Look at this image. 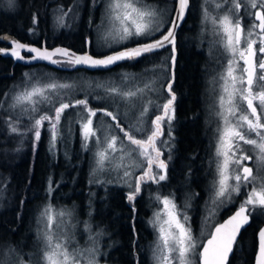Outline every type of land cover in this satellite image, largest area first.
<instances>
[{
  "label": "snow or ice",
  "instance_id": "obj_1",
  "mask_svg": "<svg viewBox=\"0 0 264 264\" xmlns=\"http://www.w3.org/2000/svg\"><path fill=\"white\" fill-rule=\"evenodd\" d=\"M12 2L13 0H8V6H12ZM96 2L97 0H93L94 4ZM78 3L79 0H73V4L69 5L67 10H63L61 6L56 17L60 27L66 26L65 21L70 14L78 15L75 10ZM191 7V0H170V5L163 9L147 3L146 0H106L102 14L104 17L102 23L107 24L103 37L105 46L111 48V44L108 43L110 40L120 44L132 41L136 46L123 47L94 57L88 53L78 55L62 47L48 50L28 46L12 38L11 49L0 48V53L10 55L18 61L41 60L53 65L64 64L73 68L76 66L110 68L119 62L139 61L147 54L170 46L171 55L168 59L171 64L160 66L162 69H170L174 67L176 61L177 30L183 26ZM202 8V23H211L213 32L218 37L217 43L227 54V65L219 76L218 106L220 110L217 115L221 119V126L217 128L215 152L217 180L214 182L213 202L218 206H224L243 194L249 186L251 188L234 214L215 226L206 244L200 243L192 235L191 227L187 224L188 217L185 215L183 219L180 218V213L172 199L168 197L161 199L157 196L156 199L164 207L161 211L154 213V219L151 221L157 232L156 247L153 250L155 264H193V256H198L196 264H231L230 255L234 252V245L241 230L255 215H264V175L259 171L254 174L253 168L245 165L244 162L251 161L253 156L243 148V145H250L254 151L258 150L256 160L264 165V0H222V2L217 0L215 9L219 11L215 15H210L207 3L202 5ZM220 12L223 14L220 15ZM245 15L251 18V25L247 29L244 24ZM39 22L38 14H33V27L29 29L30 33H35V26ZM3 39L10 38L5 36ZM141 39L146 42L141 43ZM87 43L90 45L91 41ZM23 52L33 55L25 57ZM240 61L243 62L242 66ZM173 83L174 76L169 75L164 81V87L159 90L167 92L168 98L162 105H155L157 110L162 109V114L151 120L150 130L136 125L125 129L119 123L116 113L107 108H91L87 98L58 100L57 90L71 88L72 85L56 82L44 85L32 84L13 95L10 98L9 108L19 109V113L8 114L5 122L10 133L24 135L30 132L34 150L36 143L41 139V129L47 122L50 151L54 152L61 137V122L66 111L81 109V112L76 115L79 117L77 122L80 124L82 148L85 151L90 150V140L97 138V151L93 154L95 167L91 174L95 177L98 173L109 170L117 172L123 170L120 181L130 189L126 199L132 206V211L135 212V201L142 191V185L158 184L168 178V165L160 158L162 152L158 145L168 143V141L160 140L164 132L163 125L167 123L170 129L175 119L176 94ZM97 87H103V85H97ZM144 87L149 91H156L149 84H145ZM143 91L140 88L135 91H122L114 86L105 87L108 95L114 98L120 97L124 102L132 101L138 93ZM254 101H258V104H254ZM3 103L0 101V104ZM152 103L149 101V104ZM43 104L51 107L42 112L40 106ZM148 112L149 108L146 105L140 112L141 125ZM98 113L110 117L112 121H117L115 127L119 128L124 134V139L135 147L126 146L116 135L101 141L93 122V118L97 117ZM22 117H27L30 125L23 130L20 127ZM134 132H147L146 139L136 138ZM168 135L171 137V131ZM117 153L120 154L119 162L114 163ZM126 157L130 158V163H124ZM130 168H138L142 174L134 177ZM94 182L104 183L101 180ZM111 182V180L108 181V183ZM54 183L49 178L46 189L49 196L55 190ZM71 215V210L56 211L51 204H46L40 211L37 223L44 226L38 231V239L42 247L37 264H98L96 257L99 255V248L95 243L89 249H70L74 236L62 231L61 226L67 223L66 218ZM14 252L15 249L9 248L7 253L0 256V264H6L4 257ZM7 264H26V261L17 256L16 260H11ZM254 264H264V228L258 232V249L255 251Z\"/></svg>",
  "mask_w": 264,
  "mask_h": 264
},
{
  "label": "trees",
  "instance_id": "obj_2",
  "mask_svg": "<svg viewBox=\"0 0 264 264\" xmlns=\"http://www.w3.org/2000/svg\"><path fill=\"white\" fill-rule=\"evenodd\" d=\"M146 2L148 3V0ZM97 3L102 6L100 0H97L95 4L93 0H85V6L83 5L81 10V20L73 23L71 29L69 24L56 29L53 27V16L60 11L61 6L64 10L65 7L72 5L73 0H15L14 6H9L7 9L5 8L8 4H5V0H0V36L7 34L21 42L35 44L38 47H65L77 53H90L96 57L108 54L110 51L103 53L95 50V28L101 19L99 13L101 17L103 14V8L100 5L96 6ZM33 14H38L40 20L35 26L34 34L29 32V29L33 27ZM188 36L192 38L194 34L189 33L185 37L189 38ZM157 38H159L158 34ZM186 38L184 47L181 44L178 45V42L176 47L174 69L177 70L176 87L178 91L176 93L179 121L175 122L173 127L177 137H175L176 142L174 141L170 147L168 178L158 184L161 190L156 189V186H142V191L135 201V212L132 211V206L126 199V194L130 189L122 184L120 179L117 185L113 181L93 184L95 178L91 174V147H89L90 150L85 151L81 146L80 135L77 131L80 127L76 122L79 119L77 115L74 117L78 119L70 123L69 134L58 140L54 152L50 151L49 125L45 122L41 129V139L36 143L34 150L30 132L16 135L8 130L5 121L8 114L14 112L9 108L8 96L16 84H22L24 75L28 76L27 72L34 68H43L59 75L83 73L108 76L118 74L120 78L126 80H130L139 72L146 73L150 82L151 76L157 75V71L162 73L167 69H162L160 66L169 64L167 61L171 55L169 48L147 54L139 61H124L113 68L101 71L81 69L64 72L45 65L23 66L10 59H0V101L4 102L0 104V152H8L4 155L0 153V192L8 189L10 194L15 195L9 208L0 214V250L5 247L16 250L21 244L27 248L34 241L37 242L36 233H38L39 226L37 219L43 207L51 204L56 211L77 207L82 219L90 220L91 217L96 223V229H108L113 233L112 238L118 241L117 246L110 253L113 264H152L150 244L153 242V233L147 223L150 209L154 205L152 194L156 191L161 194H170L168 187L173 184L179 185L180 179L190 181L192 183L189 185L190 188L199 192L201 198L205 190L199 183L205 177V161L202 158L205 155V145L202 124L197 119L201 114L202 90L199 69L203 60L200 51L195 48L197 46L192 41L188 42ZM89 40L90 45L87 43ZM4 45L0 43V47ZM134 46L136 45L132 42L121 48ZM160 84L157 82L153 88L156 87L159 91ZM147 91L149 93V90ZM5 93L8 95L5 96ZM89 106L93 109L106 108L103 104L96 105L90 101ZM43 109H41L42 112ZM76 109L81 112V109ZM71 110L66 111L62 122L66 121L68 111ZM155 112H160V110L154 106L153 113ZM97 116L99 118L101 113ZM150 116L149 114L143 119L142 125L139 122L140 117H137L136 123H127L122 117H118L119 123L125 129L136 125L150 130ZM113 123L116 125L117 121ZM26 126H30L28 118L22 117L20 127L23 130ZM115 129L120 130L117 127ZM134 133L137 135H135L136 138L146 139L147 132ZM70 138L73 139L71 148L68 145L72 141ZM49 178L55 182L53 184L55 190L51 196L46 191ZM258 215L251 219L250 225L241 233L230 257L231 264H253L257 246L256 233L264 223V215L261 217ZM103 247L105 248V245Z\"/></svg>",
  "mask_w": 264,
  "mask_h": 264
},
{
  "label": "rangeland",
  "instance_id": "obj_3",
  "mask_svg": "<svg viewBox=\"0 0 264 264\" xmlns=\"http://www.w3.org/2000/svg\"><path fill=\"white\" fill-rule=\"evenodd\" d=\"M14 1L12 2V6H14ZM65 1V0H64ZM102 3V6L100 4H96V6H101L103 8V13L105 10V3L106 0H100ZM5 4H8V0H5ZM83 5L85 6V0H79L78 5L76 6V13L78 15H72L70 14L69 18H66L65 24H69L70 29L72 27V24L78 23V21L81 20V10L83 8ZM11 6V7H12ZM9 6H7L5 9H7ZM157 7V6H156ZM66 8V7H65ZM158 8H161L159 6ZM66 10V9H64ZM60 11L56 12V14L53 16V27L59 28L60 26L56 22V17L59 14ZM100 12V11H99ZM100 21L96 25L95 28V50L97 52H109L112 50H116L117 48H121L122 46H125L127 44H131L132 41H127L125 44H120L118 42H112L111 40L108 41L109 44H111V48L105 46V40L103 39L107 24L102 23V20H104V17L100 15ZM139 39V38H138ZM142 41V39H141ZM63 65V64H61ZM67 66V65H64ZM160 74V71H157ZM28 76L25 77L24 80H22V84H16V86L10 91L8 96V101L11 103V97L15 95L17 92L22 91L26 86H31L32 84H39L44 85L51 82H56L60 84H69L72 85L71 88L67 89H58L57 92V99H85L87 98L90 102L98 105L103 104L106 108H108L110 111H113L118 116L122 117L124 121L127 123H136L138 121L137 117H140V112L144 108V106H148V108L151 107L149 104L150 97L148 93V89H146L144 86L147 84V81L149 80L148 76H146V73H136V76H133L130 78V80H126L123 78H120L118 74L103 76V75H86L83 73H74L72 75H59L56 73H53L49 70L43 69V68H34L29 70ZM157 73V74H158ZM148 84L150 85V82L148 81ZM157 84V82L154 83V85ZM97 85H103V87H97ZM153 85V86H154ZM107 86H114L118 87L122 91H129L133 90L135 91L137 88L143 89L144 91L142 93H138V95L132 99V101L124 102L120 97H112L108 95L105 92V87ZM151 87V85H150ZM156 91H153V98L159 93V91L154 87ZM134 105V106H133ZM50 105L43 104L41 105V109L48 108ZM48 109H43L44 111H47ZM15 113H19V109L14 110ZM79 111L77 109H72L71 111H68V116L65 118V122H61V137L59 140L64 138V135H68L71 129L70 123L73 120H76L78 118L74 117L76 113ZM162 114V113H161ZM149 115V112L146 117ZM110 118V117H109ZM107 119L106 116H103L101 113V116L98 118H93L94 126H96L98 130V138L101 141H105L106 139H110L111 135H116L123 140V143L128 147H135L131 146L130 142L124 139V134L120 130L115 129L113 123L114 121L110 119ZM143 118V119H144ZM63 119V118H62ZM78 120H76L77 122ZM74 122V121H73ZM78 126V125H77ZM80 126V124H79ZM78 134L80 135V127L77 128ZM136 135L135 133H133ZM123 135V137L121 136ZM137 136V135H136ZM162 137V136H161ZM160 137V138H161ZM81 139V136L79 137ZM72 141L68 143L70 148L73 146V139L70 138ZM97 138H93L90 140L89 147H91V153H92V163L91 168L93 169L95 167L94 160H93V154L97 151ZM126 141V142H125ZM165 148L168 150L169 147H167L166 144ZM106 146V144H105ZM162 148V147H161ZM3 155L5 153H8L7 151L0 152ZM119 153L116 154V160L114 163L119 162ZM161 158V157H160ZM162 159V158H161ZM130 158L126 157L124 163H130ZM260 169H263L261 166ZM133 176H139L141 175V171L138 168H130L129 169ZM92 171V170H91ZM123 175V170L113 171L109 170L104 173H98L94 178L95 180H101L105 182H108L109 180L113 181L115 185H117V181L120 179V176ZM117 176V177H116ZM94 180V181H95ZM115 180V181H114ZM181 180L179 185L173 184L170 187H168V190L170 194H159L158 191L154 192L152 195V202L153 207L150 209V214L147 218V223L150 226V229L153 233V242L150 244L152 247V253H151V260L152 264H155V260L153 257V250L156 247L157 242V232L151 221L154 219V213L161 211L163 209V204L160 203L156 197L159 196L161 199L164 197H168L174 201V203L177 206V209L180 213V218L183 219V217L186 215L188 217L187 224L191 227L192 235L200 242L204 243V241L208 238L211 229L213 226L219 222L221 219L220 217V206L218 204L214 203V191L212 193L213 199L211 200V206L213 209L214 215L210 218V214L202 215L201 217L198 215L201 208H204L207 210V205H210L207 201L203 202L200 198V193L196 190H192L189 185L192 183L190 181ZM234 183V181H231ZM93 184H96V182H93ZM122 184H124L122 182ZM156 184V183H152ZM126 185V184H124ZM112 186V185H111ZM15 195L10 194V191L5 190L0 192V214L7 210L9 208V205L11 202L14 201ZM237 199L234 198L232 202H234ZM202 204V206H201ZM229 204V203H226ZM214 206H217L214 208ZM71 210L72 215L71 217L66 218L67 223L61 226V230L74 236V239L72 240V243L70 244V249H89L93 246L95 243L99 248V255H97L96 259L98 261V264H113L112 259L110 257L111 250L117 246L118 241L116 242L115 239L112 238V234L108 229H96L95 221L93 218L90 217V220H85L81 218L79 209L71 208L68 209ZM261 217V215H258ZM166 218V217H164ZM87 224V227H86ZM43 224H39L38 231L43 228ZM96 231H95V230ZM37 234V242H33L31 246L29 247H23V245H20L19 249H16L14 253L10 254V256H5L4 259L7 262H10L11 260H16L17 256L20 258L25 259L26 264H37L39 261L40 255H41V241L38 239V233ZM105 245V248L103 247ZM10 247H5L0 250V256H3L5 253L8 252V249ZM201 250V249H200ZM193 264H196V260H198V256H193Z\"/></svg>",
  "mask_w": 264,
  "mask_h": 264
},
{
  "label": "flooded vegetation",
  "instance_id": "obj_4",
  "mask_svg": "<svg viewBox=\"0 0 264 264\" xmlns=\"http://www.w3.org/2000/svg\"><path fill=\"white\" fill-rule=\"evenodd\" d=\"M215 2H217V0H191V5H192L191 11L187 15V18L184 21L183 26L179 28L176 38V47H177V42L178 45L181 44V46L184 47V39L186 38L185 37L186 34L189 33L194 34L192 38L188 36L189 38L186 39L188 42L192 41L197 46L195 48L200 51V56L202 57L203 60L199 69V75H200L199 79L202 90V98L200 101L201 114L200 116H198L197 119L202 124V130H203V141L205 145L203 146L205 148L204 150L205 155L202 158L205 161V177L204 180L203 181L200 180L199 183H201L205 189L203 197L201 198V200H203L202 204L203 202L207 201L210 205H207V210L201 208L199 211V216L201 217L202 215L210 214V218L214 215L213 211L215 210L211 206V200L213 199L212 193L213 190L215 189L214 182L217 180V175H216L217 157L215 156L216 142H217V128L221 126V119L217 115L218 111L220 110L218 106L219 105L218 97L220 94L219 76L224 71V68L227 65V54L224 52V49L217 43L218 37L214 34L211 23L208 24L202 23V12H203L202 5H205L207 3V7L210 10V15H215L219 11L215 9ZM219 2H222V0H219ZM148 3L154 4L157 7L161 6V9H163L166 6L170 5V0H148ZM68 7L69 6L66 7V10L68 9ZM219 14L222 15L223 13L220 12ZM244 24L246 29L251 25V18L248 17L247 15H245ZM6 47L8 46L7 45L2 46V48H6ZM256 47H258V45ZM167 48H169L171 52V47L169 46ZM24 56L30 57V55L26 53L24 54ZM167 61L169 62L170 65L171 62L169 61V59ZM240 64L242 66L243 62L240 61ZM169 75L174 76L173 90L176 94L175 119L172 121L170 129L167 123L163 125L164 132L162 137L160 138L161 141H168L166 145L167 147H169V149L168 150L163 149L165 148V145L163 144L158 145L162 152L161 158L167 162V165L169 161L168 159L170 157L169 156L170 147L172 146V143H174L175 137H177L173 129L174 123L179 121L178 112H177L178 98L176 93L178 91V88L176 87L177 70L174 68H170V69L167 68L164 71H162V73L151 76V80H150V85L152 88L155 82H160L161 83L160 87L162 89V87H164V81L169 77ZM152 92L153 91H149L150 101L153 102L152 104H150L151 107L149 108V114L151 115L150 121L155 119L157 115H160L162 113V109L160 110V112L153 113L154 106L156 104L162 105L166 101V98H168L167 92L161 91L160 93H158L157 97L155 96L154 98ZM254 104H258V101H254ZM244 107L246 108V103L244 104ZM169 131H171L172 133L171 137H169L168 135ZM243 148L248 152L249 155L253 156V159L251 161L244 162L245 165L252 167L254 174L259 171L262 175H264V165H262L259 161L256 160V155L258 153V150L254 151L252 149V146L250 145H243ZM261 166L263 167V169H260ZM162 182L163 181H160L158 184ZM158 184L146 183L144 185L149 187L156 186V189L161 190V187L158 186ZM257 187H259V183H257ZM250 188L251 186H249L248 189H245L243 194L237 196V199L234 202L225 204L224 206H220L219 209H220L221 219L213 226V228L239 207L240 203L243 201V199H245L247 192L250 190ZM216 207L217 206H214V208ZM213 228L211 229V232Z\"/></svg>",
  "mask_w": 264,
  "mask_h": 264
},
{
  "label": "water",
  "instance_id": "obj_5",
  "mask_svg": "<svg viewBox=\"0 0 264 264\" xmlns=\"http://www.w3.org/2000/svg\"><path fill=\"white\" fill-rule=\"evenodd\" d=\"M179 30V29H178ZM178 30H177V32H178ZM5 36H7V37H9L10 39H3V37H5ZM12 38H14V39H16L15 37H13V36H10V35H7V34H4V35H1L0 36V43H3V44H5V45H7L8 47H6L5 49H11V39ZM17 41H19L18 39H16ZM19 42H21V41H19ZM21 43H24V42H21ZM24 44H26V45H28V46H34V47H37V48H41V49H44L45 47H38L37 45H35V44H29V43H24ZM0 48H2V47H0ZM55 48H57V47H55ZM55 48H47L48 50H53V49H55ZM62 48H65V47H62ZM65 49H68V48H65ZM69 50H71V49H69ZM71 51H73V50H71ZM73 52H75V51H73ZM29 54L30 56L31 55H33V54H31V53H28V52H23L22 54L24 55V54ZM76 54H78V55H81V54H84V53H77V52H75ZM88 54H90V53H88ZM94 57H96V56H94ZM175 57H176V52H175ZM57 58H59V57H57ZM0 59H10V60H12L14 63H16V64H20V65H23V66H35V65H45V66H47V67H49V68H52V69H54V70H58V71H64V72H69V71H73V70H81V69H83V70H88V71H101V70H108V69H110V68H113V67H115V66H117L118 64H120L121 62H119L118 64H116V65H113V66H110V68H88V67H86V66H76L75 68H73V67H71V66H64V65H53V64H51V63H49L48 61H41V60H37V61H31V62H27V61H18V60H16V59H14V58H12L10 55H5V54H2V53H0ZM171 68H174V67H171ZM238 209V208H237ZM237 209H235L229 216H227L224 220H226V219H228L231 215H233L234 214V212L237 210ZM252 219V218H251ZM251 219H250V222H249V224L248 225H245L244 226V228L241 230V233L250 225V223H251ZM224 220H222L220 223H223L224 222ZM219 224V223H218ZM261 228H264V223L260 226V228L258 229V231H257V233H256V243H257V246H256V250L258 249V232H259V230L261 229ZM215 230V227L213 228V230H212V232ZM240 236H241V234L238 236V238H237V242H238V240H239V238H240ZM211 237L209 236L205 241H204V243L203 244H206L207 243V240L208 239H210ZM236 242V243H237ZM236 245V244H235ZM235 245H234V248H235ZM201 251H202V249H201ZM232 255V254H231ZM231 255H230V257H231ZM253 264H254V260H253Z\"/></svg>",
  "mask_w": 264,
  "mask_h": 264
}]
</instances>
